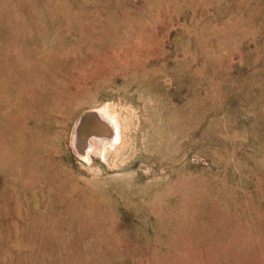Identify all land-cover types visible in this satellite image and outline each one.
<instances>
[{
    "label": "rangeland",
    "instance_id": "obj_1",
    "mask_svg": "<svg viewBox=\"0 0 264 264\" xmlns=\"http://www.w3.org/2000/svg\"><path fill=\"white\" fill-rule=\"evenodd\" d=\"M0 264H264V0H0Z\"/></svg>",
    "mask_w": 264,
    "mask_h": 264
},
{
    "label": "bare ground",
    "instance_id": "obj_2",
    "mask_svg": "<svg viewBox=\"0 0 264 264\" xmlns=\"http://www.w3.org/2000/svg\"><path fill=\"white\" fill-rule=\"evenodd\" d=\"M33 112H35V108L33 110ZM94 110L90 111V113L88 112V114L83 117V120L80 123L79 129H80V135L82 136V138L86 139V137H89L88 134H91L92 136L90 137V142L89 140H85L87 142H89V146L91 149H93L94 151H97L96 154H100V156L102 157V159H105V164L108 165L109 160H108V155L110 154V146H112L111 141H108V137H109V130L107 131L105 128V125L107 126L108 123H104L103 124V119H101V116L99 115V117L93 113ZM96 112V111H95ZM39 115L38 112H35ZM99 114V113H98ZM101 114V113H100ZM107 117V115H106ZM115 117V116H114ZM119 121V120H118ZM80 122V121H79ZM105 122V121H104ZM115 122V121H113ZM117 125V124H116ZM122 125V124H121ZM113 126V125H111ZM116 127V126H115ZM113 127V128H115ZM110 128V127H109ZM156 130L152 131V135H146L144 134V139L145 140V145H144V149L145 150H154L155 148H157L160 144V140L159 138H155L154 135L157 133V128H155ZM112 130V129H111ZM116 130V129H115ZM115 130H113L115 132ZM122 130V129H121ZM79 133V131L77 132ZM117 133V132H116ZM114 135V134H113ZM120 135V134H119ZM78 136V135H77ZM113 137V136H111ZM119 137V136H118ZM114 138V137H113ZM112 138V139H113ZM83 139V140H84ZM119 140V138H118ZM77 141V140H76ZM76 143V142H75ZM83 143V141H82ZM121 143V142H120ZM143 147V146H142ZM154 147V148H153ZM117 148V145L114 147ZM116 150V149H114ZM117 151V150H116ZM87 152V151H86ZM113 154V153H112ZM94 155V154H93ZM86 157V155H85ZM88 157V155H87ZM90 157V156H89ZM99 157V156H98ZM92 159V157H91ZM100 159V158H99ZM165 161V160H164ZM113 163V162H112ZM109 166V165H108ZM110 167V166H109ZM111 168V167H110ZM112 169V168H111ZM100 176H98L97 178H91L90 180H88L87 184L89 185H93L94 187L100 189V190H105L107 188V185L110 183H114L115 181L117 182V179L115 178H105L104 181H106L105 183L102 182L100 179H102V173L99 172ZM124 174H128L127 172ZM31 177L33 178V176L31 175ZM126 178H124V181H122V183H128L125 180ZM87 180V179H86ZM125 188H127L126 190H128L129 192H131L132 187H127L125 185H121V189L125 190ZM126 192V191H125ZM127 192V193H129Z\"/></svg>",
    "mask_w": 264,
    "mask_h": 264
}]
</instances>
